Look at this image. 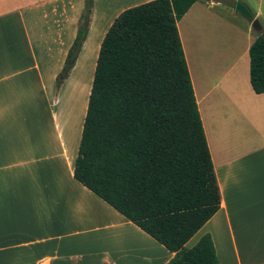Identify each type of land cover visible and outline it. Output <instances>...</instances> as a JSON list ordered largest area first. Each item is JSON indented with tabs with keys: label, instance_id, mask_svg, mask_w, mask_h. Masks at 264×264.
<instances>
[{
	"label": "crops",
	"instance_id": "obj_1",
	"mask_svg": "<svg viewBox=\"0 0 264 264\" xmlns=\"http://www.w3.org/2000/svg\"><path fill=\"white\" fill-rule=\"evenodd\" d=\"M149 1L94 0L82 50L59 82L85 0H0V264L174 257L74 177L103 39L123 11ZM237 1H198L178 22L222 196L194 237L210 234L221 264H264V93L250 79L257 32ZM242 1L261 24L264 0Z\"/></svg>",
	"mask_w": 264,
	"mask_h": 264
},
{
	"label": "trees",
	"instance_id": "obj_2",
	"mask_svg": "<svg viewBox=\"0 0 264 264\" xmlns=\"http://www.w3.org/2000/svg\"><path fill=\"white\" fill-rule=\"evenodd\" d=\"M198 1L209 0H152L114 20L100 48L74 166L78 182L175 254L167 264H221L210 234L187 247L222 203L178 30ZM93 9L94 0H85L59 82L76 64ZM256 32L250 79L262 94L264 29Z\"/></svg>",
	"mask_w": 264,
	"mask_h": 264
},
{
	"label": "water",
	"instance_id": "obj_3",
	"mask_svg": "<svg viewBox=\"0 0 264 264\" xmlns=\"http://www.w3.org/2000/svg\"><path fill=\"white\" fill-rule=\"evenodd\" d=\"M235 13L242 16L252 24V27L256 31H262V26L259 20L255 17L250 7L242 0H238L235 7Z\"/></svg>",
	"mask_w": 264,
	"mask_h": 264
},
{
	"label": "rangeland",
	"instance_id": "obj_4",
	"mask_svg": "<svg viewBox=\"0 0 264 264\" xmlns=\"http://www.w3.org/2000/svg\"><path fill=\"white\" fill-rule=\"evenodd\" d=\"M261 24L264 25V18L261 19ZM199 236H200V235H197V237L192 238V240L187 244V247H188V248H191V247H193L194 245H196L195 243H196V240H197V238H198Z\"/></svg>",
	"mask_w": 264,
	"mask_h": 264
}]
</instances>
